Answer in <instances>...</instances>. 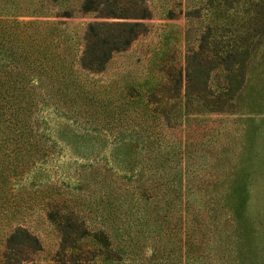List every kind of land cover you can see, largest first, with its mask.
Listing matches in <instances>:
<instances>
[{"label":"trees","instance_id":"1","mask_svg":"<svg viewBox=\"0 0 264 264\" xmlns=\"http://www.w3.org/2000/svg\"><path fill=\"white\" fill-rule=\"evenodd\" d=\"M104 3L105 0H82L79 9L94 11ZM249 5L252 14L235 22L230 47L222 54L216 52V58L204 55L207 26L197 49L186 48L185 66L176 70L172 66L161 67L162 79L143 81L148 83L142 90L125 83L123 100L111 102L95 97L91 86L85 79L77 77L75 71H102L113 52L126 48L145 29L141 20L148 15L145 7L138 13L130 12L132 14L126 11L101 14L123 18L119 20L86 21L76 36L80 49L64 55L58 45L67 38L64 27L59 25L65 21L18 18L45 12L38 0H0V217L5 216L8 226L0 238V264H20L27 250L39 247L36 235L8 218V212L14 214L16 210L11 207L14 203L7 193V176L19 173L33 160L30 153L34 149L41 150V159L46 156L54 143L49 134L48 115L61 114L94 129L103 123H107L105 126L120 123L122 114L118 113H123L120 110L129 106L139 109L140 120L132 121L143 122L142 130H132L130 134L117 130L116 139L139 140L141 149L135 152L145 154L151 161L155 159L154 163L149 162L150 165L162 170L149 181L137 178L139 191H136L134 202L142 199L138 203V209L141 208L137 213L138 223L145 224L147 232L158 237L164 232L166 239L172 238L176 244H160L156 242L158 238L150 244L149 254L136 261L135 253L140 251V244L132 242L138 235L125 234L127 243L114 245L109 231H89L81 225L83 221L71 220L70 213H63L65 221H58L48 211L47 216L58 226L60 248L69 247L73 254L77 251L74 248L76 241L90 236L105 247L103 261L124 260L122 264H264V212L261 209L252 211L250 203L251 181L264 172L261 156L254 150L253 135H250L254 127L246 129L244 141L233 160L225 166H218L216 161L206 164L204 173L190 162L194 157V143L200 140L193 142L186 129L176 138L171 132L162 131L163 126L169 129L176 116L193 109L201 113L233 109L245 81L250 57L254 56L264 33V0H251ZM55 15L70 16L71 11H56ZM263 62L261 55L258 63L262 65ZM212 74L220 77L215 87L210 81ZM38 101L40 120L32 115ZM246 105L252 110L264 107V85L256 83ZM37 120L41 125L37 135L40 140L34 138ZM153 202L158 205L155 207ZM168 208L175 212L173 226H167ZM151 210L155 215L152 227L149 226ZM152 258L155 260L151 261Z\"/></svg>","mask_w":264,"mask_h":264},{"label":"rangeland","instance_id":"2","mask_svg":"<svg viewBox=\"0 0 264 264\" xmlns=\"http://www.w3.org/2000/svg\"><path fill=\"white\" fill-rule=\"evenodd\" d=\"M38 1L45 7L43 10L45 12L21 15L18 18L65 21L59 25L64 27L67 38L61 40L58 45V49L64 55L70 54V51L78 47L80 49V42L76 41V36L80 34L86 21L119 20L123 18L105 17L101 14L109 11H126L132 14L130 12L138 13L142 7L146 8L148 15L141 18L145 23V29L126 48L113 52L102 71L96 73L75 71L77 77L85 79L91 86L95 97H102L111 102L123 100L125 83L139 86V90H142L148 83H142L143 81L158 82L162 79L161 67L172 66L176 70L185 66L186 48L190 46L197 49L199 38L207 30V26L209 32L203 53L216 58V52L222 54L230 47L235 22L247 14H252V7L249 5L251 0H105L98 9L87 12L79 9L82 0H57L53 3L50 0ZM246 7L250 9L245 10ZM61 10H70L71 15L56 16L55 12ZM228 28L231 30H227ZM260 38L254 56L250 57L245 81L238 91L240 96L235 98V105L231 111L201 113L198 109H193L192 112L176 116L168 130L162 127V131L171 132L174 138L182 135L186 129L193 142L200 140L197 142V144L201 142L198 146L194 143V157L190 158V162L201 168L203 173L204 169L207 170L206 164L216 161L219 162L218 166H225L229 160H233L249 127H254V131L250 133L253 135V148L260 154V165L264 170V107L259 110L246 107L248 97L256 83L264 85L262 66L264 62L262 65L258 63L261 61V55L264 56V33ZM218 78L220 80L219 76L212 74L210 81L213 87L216 86ZM109 103L107 102V105ZM110 106L113 107L111 103ZM40 107L38 101L32 112L38 120L41 116ZM126 108L120 110L123 113H118L122 114L120 123L108 126H105L107 123H103L104 125H97L94 129L61 114L48 115L49 134L54 143L47 150L46 156L41 159V150L34 149L30 153L33 160L19 173L7 176L9 183L7 193L14 203L11 207L16 210L14 214L8 212V218L12 223L18 222L26 227L39 240V247L33 251L27 250L26 257L20 264L125 262L124 260L116 262L115 259L103 261L105 247L99 241L94 242L90 236H83L76 241L74 248L77 251L73 254L69 247L60 248L58 226L56 221L47 216L48 211L58 221H65L63 213H70L71 220L83 221L81 225L89 231L98 229L109 231L114 245H125L127 243L125 234L138 235L136 241L132 242L140 244V251L135 253L136 261H140L142 255L149 254L150 244L158 238L160 239L156 241L157 243L176 244L172 238L166 239L167 235L164 232L158 237L159 235H154L153 232H147L145 224L138 223L137 213L141 210L138 209V203H141L142 199H139L138 203H135L137 200L134 202L137 197L136 191H139L140 181L137 182V178L149 181L156 178L158 172L162 170L161 168L156 170L150 165L155 159L151 161L145 154L135 152L141 149L139 140L116 139L117 130L127 134L133 132L132 130L138 132L142 130L143 122L132 121L140 120L137 115L139 109L130 106ZM38 120L34 138L40 140L41 138L37 136L41 129ZM92 124L93 122L90 126ZM21 150L26 152V149ZM250 187L252 211L261 209L264 212V172L251 181ZM153 204L155 207L158 205L157 202ZM166 210V218L169 220L167 226H173L175 212L171 208ZM151 212L150 227L154 226L152 218L155 216L154 210ZM4 219L5 216L0 217V238L8 228ZM123 230H126L125 233Z\"/></svg>","mask_w":264,"mask_h":264}]
</instances>
